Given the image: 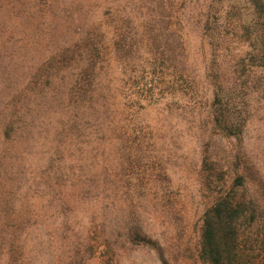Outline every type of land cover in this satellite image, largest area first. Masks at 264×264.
Wrapping results in <instances>:
<instances>
[{
  "label": "trees",
  "instance_id": "obj_1",
  "mask_svg": "<svg viewBox=\"0 0 264 264\" xmlns=\"http://www.w3.org/2000/svg\"><path fill=\"white\" fill-rule=\"evenodd\" d=\"M12 1L31 11L27 0ZM31 1L33 22L36 28L44 24L46 41L44 136L34 131L28 113H12L4 105L0 111V264H30L22 257V243L44 236V190L52 197L49 205L59 213L79 203L76 170L66 159L84 129L91 131L96 168L108 158L102 146L134 139L124 128L130 116L125 114L129 107L123 103L121 80L112 75L111 26L119 33L118 56L129 58L125 73L141 66L148 72L138 87L150 86L133 101L135 108H143V102L161 103L167 94L158 86L172 84L177 90L186 76L183 3L178 7L171 0H154L148 8L143 5L146 12L140 14L124 12L106 0ZM189 22L199 24L209 48L206 78L213 89L212 123L241 143L253 120L255 102H264V0L197 2ZM132 23L135 27H130ZM167 32L172 43L160 53L156 47ZM126 35L134 40L124 42ZM160 59V68L169 71L172 79L148 82ZM236 155L234 182L226 192L221 188L204 215L200 257L206 264H264V165L245 161L240 151ZM65 186L73 192L65 193ZM102 195H97V201L108 197ZM128 235L131 240L146 238L134 228Z\"/></svg>",
  "mask_w": 264,
  "mask_h": 264
},
{
  "label": "rangeland",
  "instance_id": "obj_2",
  "mask_svg": "<svg viewBox=\"0 0 264 264\" xmlns=\"http://www.w3.org/2000/svg\"><path fill=\"white\" fill-rule=\"evenodd\" d=\"M106 1H114L124 12L144 14L143 5L148 8L154 0ZM171 1L178 7L183 3L186 76L180 87L160 85L166 91L165 100L154 105L143 102V108H135L133 101L150 86L138 87L148 72L141 66L125 73L129 58L117 54L121 43L112 22V75L121 80L123 103L129 107L125 114L130 116L124 128L134 139L102 146L108 158L96 168L91 131L83 130L66 159L76 170L80 201L59 213L49 205L52 197L44 190V236L22 243V257L28 263L206 264L200 257L204 215L221 188L226 192L234 182L237 151L245 161L264 165V102H255L253 120L241 143L213 125V89L206 78L209 48L199 24L189 22L192 6L204 0ZM15 2L0 0V111L8 104L12 113H28V119H34V131L44 136V24L36 28L33 22V1L27 0L31 11ZM170 35L167 32L159 38L158 52L171 45ZM132 39L130 35L123 38L124 42ZM160 63L162 59L148 82L172 79ZM145 134V139L137 137ZM103 167H107L106 178ZM65 188V193L73 192ZM100 193L108 196L102 195V202L96 199ZM133 228L146 238L131 240L128 234Z\"/></svg>",
  "mask_w": 264,
  "mask_h": 264
}]
</instances>
